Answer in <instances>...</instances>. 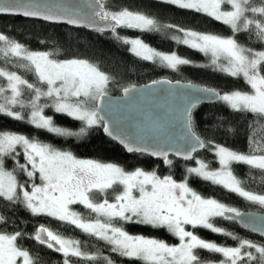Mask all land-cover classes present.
Returning a JSON list of instances; mask_svg holds the SVG:
<instances>
[{"label": "snow or ice", "instance_id": "snow-or-ice-1", "mask_svg": "<svg viewBox=\"0 0 264 264\" xmlns=\"http://www.w3.org/2000/svg\"><path fill=\"white\" fill-rule=\"evenodd\" d=\"M158 2L209 17L227 26L231 34L165 23L145 9L113 5L110 0H0V14L63 23L101 35L110 33L136 58L178 72L193 61L175 49L158 50L141 36L128 37L119 30L170 33L177 46L209 58L199 67L242 79L248 88L221 92L180 80H153L142 88L123 86L121 95L113 97L110 86L115 78L99 64L80 56L58 58L59 48L33 50L0 31V117L65 139H82L90 130L102 129L126 152L158 158L169 168L174 163L170 157L194 162V166L185 164V175L178 181L172 174L161 176L156 170L127 169L114 162L79 158L36 136L0 129V264H45L39 250L25 246V241L60 254L62 264H116L112 255H104L99 249L88 251L82 241L49 225L41 223L32 232L26 231L9 209L13 214L23 209L32 217H48L74 226L103 241L109 253L139 264H264V215L246 214L198 193L190 185L191 179H199L264 209V187L251 190L235 171L237 165L246 166L249 179H255V170L264 186V0ZM241 35L254 39L260 47L247 46L241 42ZM159 85L171 87L161 90ZM157 91H166L169 99L180 101L179 106L136 121L133 113L141 111L139 102L148 101ZM205 100L250 114L246 151L206 140L196 132L193 110ZM46 109L79 121L80 127L56 124ZM202 149L214 154L217 167L198 158ZM76 205L87 215L77 211ZM217 218L239 223L262 240L239 237L217 226ZM126 225L165 229L178 242L169 244L132 234ZM199 228L237 244L226 246L206 240L195 231ZM202 252L222 258L208 259Z\"/></svg>", "mask_w": 264, "mask_h": 264}, {"label": "trees", "instance_id": "trees-1", "mask_svg": "<svg viewBox=\"0 0 264 264\" xmlns=\"http://www.w3.org/2000/svg\"><path fill=\"white\" fill-rule=\"evenodd\" d=\"M110 3L113 5L145 9L161 18L162 22L165 23H176L201 32H210L225 36L231 34L227 26L209 17L187 10H179L175 7L159 3L156 0H110ZM0 31L6 32L11 37L26 43L33 50L59 48L61 54L58 58L80 56L99 64L102 70H105L115 78V83L110 86L111 95H119L123 86L129 84H145L161 78H167L172 81L180 80L182 82H191L202 87L216 88L221 92L234 89L248 90L242 79L228 77L223 73L214 72L208 67H199V65H206L209 62V58L186 46H177L169 38L170 33L141 34L135 30H119L121 35L128 37L134 38L141 36L147 43L158 50L170 52L175 49L181 56L193 61L191 65L181 66L178 72H173L170 69L161 68L151 62L136 58L127 51L128 46L122 45L120 42L114 40L110 33L101 35L94 31L87 32L66 26L45 24L13 17H0ZM239 38L247 46L260 47L258 42L254 39L248 40L245 35H241ZM41 41L44 43H41ZM2 63L0 61V66H2ZM27 78L32 79L30 74L27 75ZM46 114L53 116L55 123L60 126L72 129L80 127L79 121H74L62 114H56L51 109H46ZM193 119L195 130L202 138L226 144L239 151L247 150L248 123L252 119L250 114L233 112L225 104L218 101L212 105L198 106L193 110ZM0 129H10L30 136H36L43 142L51 143L57 148L72 151L79 158L94 159L100 162H114L123 165L127 169L142 167L145 170H156L161 176L172 174L178 181L182 180L185 175V164L194 166V162L192 161L185 163L172 158L174 163L169 168L163 162L153 161L146 156L136 154L128 155L117 144L106 138L102 134V129H92L82 139H65L55 137L42 130L34 129L29 125L4 117H0ZM230 129L232 131H229ZM197 156L198 158L211 162L213 167L218 166L214 161V154L206 149H203ZM8 167H12L11 162H9ZM235 171L242 179H245L247 182L246 186L251 190L261 191L262 187H264L259 182V177L256 175L255 170L253 171V177L255 179H249V170L246 166L237 165L235 166ZM190 185L198 193L206 197H214L230 206L239 208L241 211L264 213V209H261L258 205L251 204L236 194L229 193L220 186H214L199 179H191ZM73 207L77 211L87 215L81 206L76 205ZM9 214L14 215L17 223L28 232H32L35 226L43 223L60 231L63 235L82 241L85 249L88 251L99 249L104 255H112L116 264H139V262L129 261L116 256V254L109 253L103 241H96L95 238L75 229L74 226L63 225L48 217H32L23 209L16 210L14 214L9 209ZM215 223L227 231L234 232L239 237L258 242L262 240V238L243 231L234 222L217 218ZM125 227L132 234H141L146 237L161 239L168 243L172 242L170 233L165 229H154L144 225H126ZM195 231L202 238L209 241H215L226 246H235L237 244V241L229 237L214 234L206 229H196ZM25 246L38 249L44 258L45 264H62V257L56 252L35 245L33 241H25ZM201 255L216 261L222 258L219 254L207 252H202Z\"/></svg>", "mask_w": 264, "mask_h": 264}, {"label": "water", "instance_id": "water-1", "mask_svg": "<svg viewBox=\"0 0 264 264\" xmlns=\"http://www.w3.org/2000/svg\"><path fill=\"white\" fill-rule=\"evenodd\" d=\"M0 17H13V18H20V19H24V20H32V21H37V22H41V23H45V24H51V25H60V26H66L68 28H72V29H76V30H85L87 32H91L92 30L90 29H85V28H77L75 26H71V25H66V24H63V23H60V24H56V23H51V22H45V21H42V20H39V19H35V18H25V17H22V16H18V15H8V14H0ZM158 80H169L167 78H161V79H158ZM152 82V81H151ZM151 82H148V83H145V84H140V85H137L138 88H142L143 86L145 85H148L150 84ZM173 83H175V81H173ZM182 84H187L189 82H182ZM193 84V83H192ZM193 85H196V84H193ZM199 86V85H197ZM171 86L169 85H159L157 86L158 89H161V90H167L169 89ZM202 87V86H200ZM111 95V94H110ZM121 95V93L119 95H112L113 97H119ZM218 101H215V100H212V101H209V100H205L203 102H201L198 106H201V105H212V104H215L217 103ZM180 104V101L179 100H176V101H172L171 99L168 98V95H167V92L166 91H157L155 96L149 98L148 101H143L141 100L139 102V107L141 109V111H136L133 113V116L135 118L136 121H141V120H146L148 119L150 116H153L155 114H158V113H163L165 110H171L172 108H177ZM102 134L108 138L109 140H111L106 134L103 133L102 131ZM112 141V140H111ZM114 142V141H112ZM115 144H117L126 154L130 155V154H133V153H128L126 152V150L121 146L119 145L117 142H114ZM202 150H199L198 153L202 152ZM197 153V154H198ZM136 155H139V154H136ZM146 157L150 158L151 160L153 161H159V162H162L160 159L158 158H155V157H149L147 155H145ZM170 158H174L176 160H179V161H182V162H185L183 160H180L178 158H175V157H170ZM188 162H191V161H188ZM188 162H185V163H188ZM242 212H245V211H242ZM246 214L248 213H251V214H255V215H264V213H256V212H245ZM237 226L242 229L243 231L253 235V236H256V237H260V235L258 233H253L251 232L249 229L243 227L242 225H240L239 223H236Z\"/></svg>", "mask_w": 264, "mask_h": 264}, {"label": "flooded vegetation", "instance_id": "flooded-vegetation-1", "mask_svg": "<svg viewBox=\"0 0 264 264\" xmlns=\"http://www.w3.org/2000/svg\"><path fill=\"white\" fill-rule=\"evenodd\" d=\"M199 229H202V228H199ZM166 231H167V230H166ZM170 235H171V234H170ZM171 237H172V242L169 243V244H175V243L178 242L177 239H176L174 236L171 235Z\"/></svg>", "mask_w": 264, "mask_h": 264}, {"label": "rangeland", "instance_id": "rangeland-1", "mask_svg": "<svg viewBox=\"0 0 264 264\" xmlns=\"http://www.w3.org/2000/svg\"><path fill=\"white\" fill-rule=\"evenodd\" d=\"M156 1H158V0H156ZM82 207V206H81ZM82 232V231H81Z\"/></svg>", "mask_w": 264, "mask_h": 264}]
</instances>
